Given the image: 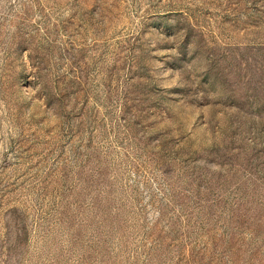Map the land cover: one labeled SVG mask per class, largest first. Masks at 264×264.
Segmentation results:
<instances>
[{"label": "rangeland", "instance_id": "obj_1", "mask_svg": "<svg viewBox=\"0 0 264 264\" xmlns=\"http://www.w3.org/2000/svg\"><path fill=\"white\" fill-rule=\"evenodd\" d=\"M0 264H264V0H0Z\"/></svg>", "mask_w": 264, "mask_h": 264}]
</instances>
